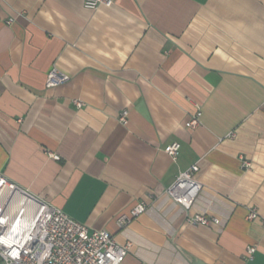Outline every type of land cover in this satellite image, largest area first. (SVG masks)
Listing matches in <instances>:
<instances>
[{"label": "crops", "instance_id": "0c3cea01", "mask_svg": "<svg viewBox=\"0 0 264 264\" xmlns=\"http://www.w3.org/2000/svg\"><path fill=\"white\" fill-rule=\"evenodd\" d=\"M193 164L189 213L220 224L165 194ZM0 172L128 244L120 264H264V0H0Z\"/></svg>", "mask_w": 264, "mask_h": 264}, {"label": "built area", "instance_id": "2783aa9c", "mask_svg": "<svg viewBox=\"0 0 264 264\" xmlns=\"http://www.w3.org/2000/svg\"><path fill=\"white\" fill-rule=\"evenodd\" d=\"M113 0H83L86 9L99 5L111 6ZM69 75L53 66L47 73L46 85L56 86L66 82ZM80 106L81 101L74 100ZM201 109L190 115L186 125L194 128L200 124ZM119 122H127V110L118 116ZM180 143L173 141L163 150L175 159ZM53 159L59 155L48 153ZM242 166L248 168L250 161L243 159ZM198 165H190L180 171L174 181L165 189V194L185 211L189 224H220L218 217L204 213H189L201 191L196 178ZM146 205L137 203L130 214H121L116 222L120 228L143 213ZM252 208L247 217H257ZM129 250L128 244L118 242L114 235L102 229H89L84 223L68 215L62 209L48 203L20 187L0 172V264H120ZM255 251L254 245L246 247V258Z\"/></svg>", "mask_w": 264, "mask_h": 264}]
</instances>
